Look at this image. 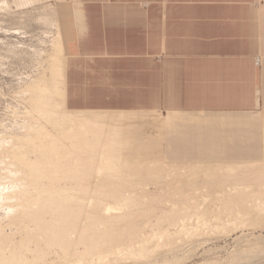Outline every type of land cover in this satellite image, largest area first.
<instances>
[{"label":"bare ground","instance_id":"obj_1","mask_svg":"<svg viewBox=\"0 0 264 264\" xmlns=\"http://www.w3.org/2000/svg\"><path fill=\"white\" fill-rule=\"evenodd\" d=\"M2 6L8 7L7 2ZM50 27L55 28L51 53L43 72L27 86L24 135L12 136L16 151L0 145V158L7 151L17 171L13 176L24 179L23 191L17 193L27 195L18 196L21 204L8 207L13 215L9 223L19 230L20 240L0 227V264H44L57 251L64 264H130L143 259L151 247L170 246L180 237L208 231L227 234L228 229L236 233L264 223V163L250 169L226 166L217 172L166 165L154 136L161 124L157 116L69 110L58 19L50 21ZM155 156L159 165L152 164ZM151 186L159 191L150 192ZM150 215L168 220L167 229L147 225ZM142 216L149 226L143 230H156L131 233L136 223L143 224ZM125 235L141 239L129 244L122 239Z\"/></svg>","mask_w":264,"mask_h":264},{"label":"crops","instance_id":"obj_2","mask_svg":"<svg viewBox=\"0 0 264 264\" xmlns=\"http://www.w3.org/2000/svg\"><path fill=\"white\" fill-rule=\"evenodd\" d=\"M57 14L69 110L157 116L166 165L264 163L260 0H62ZM220 143L250 155L223 159Z\"/></svg>","mask_w":264,"mask_h":264},{"label":"rangeland","instance_id":"obj_3","mask_svg":"<svg viewBox=\"0 0 264 264\" xmlns=\"http://www.w3.org/2000/svg\"><path fill=\"white\" fill-rule=\"evenodd\" d=\"M59 1L62 0H0V145H4L3 147L6 150L8 148L11 149L12 152L16 151L15 147H17V143L15 144L13 140L14 137L12 136L16 134L24 135L23 130H21L23 128V122H25L23 112L25 113L29 110V104L27 102V86L32 84L43 72L42 69L45 66V57L51 53L55 28L50 27V21L58 19L57 4ZM3 2H7L8 7L2 6ZM260 8L263 17L264 0H260ZM46 23H48V25ZM59 29L61 31L60 24ZM260 114L264 115V108L260 111ZM257 115L258 114H255V116ZM17 122H19V124L16 127L15 123ZM14 126L16 128H14ZM12 142L14 143V146H12ZM229 145L231 146V151L233 153L222 157L223 159L234 158L231 156H234V153H238L240 149L243 153L242 155H250L251 151L248 149L249 143H244L242 145H239L238 143H220L223 150L226 146L229 148ZM1 146L0 150L2 148ZM6 154L7 151L4 156H2L6 158L9 155ZM4 158H0V227L4 229V233L14 238L17 242L20 240V237H18V235L20 236L19 230L16 226L9 223V219L12 218L13 215L11 209L8 207L21 204L20 199H22V197L20 196H23L24 198L27 195L20 194L19 196L17 193L19 190H22L21 184L24 179L20 177L15 178L13 176L14 171H17L15 168L11 167L9 161L10 158ZM150 162L151 160H148V163ZM7 163H9V165ZM154 163H158V165L160 164V160L156 156L152 158V164ZM18 179H22L21 182L15 181ZM152 186L155 187L154 185ZM152 186L148 187L150 192L159 191L157 187L156 189H152ZM261 190L262 189H259V191ZM14 192L18 195H14ZM9 193H12L16 197L13 198ZM258 193L256 192L255 194L258 195ZM255 194L250 196L254 197ZM171 196L172 195H168L164 197L168 198ZM260 196L262 197V194H260ZM167 198H162V200ZM151 204V207L155 206L152 202ZM150 205H147L146 207L148 210L150 209ZM210 206L216 210H220L221 208L220 206L213 204H209V207ZM140 211L144 213V209ZM138 213L139 212L135 211V216L140 215ZM158 213L159 212L155 213L157 217L161 214ZM153 217L154 216L150 215L148 218L149 223H147V225H150L151 222V226L154 225L156 227V225L159 224L156 228L167 229V225L170 224V222L168 223V220L166 221L163 218L165 221H161L158 219L162 217L160 216L158 218L156 217L159 220L158 221L157 219L154 220ZM141 218H143V220ZM146 218L147 217L143 216L140 217L139 219L141 222H137H143V224L139 225V223H136L135 225L138 226L134 228V231L131 229V233L135 232V234H137L139 231L152 232L149 230L154 227L150 226L151 229L147 228L149 226L146 225ZM159 222L167 223L166 227L161 226L165 223L161 224ZM143 225L144 228L147 226V230H143ZM137 227L138 229L136 231L135 229ZM156 228H154V230H156ZM127 229L130 231V228ZM127 229H125V231H127ZM172 232H174V230H172ZM208 232H210V234L207 233L206 235V233H201L199 236L195 237H180L178 240H174L175 242L169 243L170 246L151 247L146 251V255L143 259L128 262L130 264H264V223L255 226H247L238 230L236 233H231V229H228L227 234H223V232ZM125 236L122 239L125 240V243L129 244H137L136 240L141 239L139 237L141 235H136L137 237L135 235H133L135 237L129 235ZM132 238L135 241L130 243ZM161 244L166 245L164 243ZM54 251L55 250L51 251V253ZM142 252L144 253V251ZM59 255L60 253L58 251L54 252V254L49 255V260L44 264H64L63 261L59 259ZM106 260L108 261V259ZM102 264L107 263L103 262Z\"/></svg>","mask_w":264,"mask_h":264}]
</instances>
